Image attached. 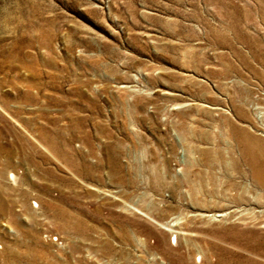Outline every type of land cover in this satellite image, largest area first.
I'll return each mask as SVG.
<instances>
[{
  "label": "rangeland",
  "instance_id": "1",
  "mask_svg": "<svg viewBox=\"0 0 264 264\" xmlns=\"http://www.w3.org/2000/svg\"><path fill=\"white\" fill-rule=\"evenodd\" d=\"M232 129L264 144V0H0V264H264Z\"/></svg>",
  "mask_w": 264,
  "mask_h": 264
},
{
  "label": "bare ground",
  "instance_id": "2",
  "mask_svg": "<svg viewBox=\"0 0 264 264\" xmlns=\"http://www.w3.org/2000/svg\"><path fill=\"white\" fill-rule=\"evenodd\" d=\"M232 133L233 137L241 143V146L238 147L239 154L237 157H234L236 159L232 161L234 165L236 166L240 161L243 162V160H246L248 161V167L255 178L264 177V144L261 143L260 146H248L244 143L243 136L245 134L243 131L232 129ZM239 142L237 145H239ZM226 153L231 154L232 148L228 147ZM213 154L214 156L211 158L212 164L224 165L225 160L223 159L225 158L222 155V152L219 149H214Z\"/></svg>",
  "mask_w": 264,
  "mask_h": 264
},
{
  "label": "built area",
  "instance_id": "3",
  "mask_svg": "<svg viewBox=\"0 0 264 264\" xmlns=\"http://www.w3.org/2000/svg\"><path fill=\"white\" fill-rule=\"evenodd\" d=\"M52 240H53L54 242H57V241H58V239H57L56 237H52Z\"/></svg>",
  "mask_w": 264,
  "mask_h": 264
}]
</instances>
